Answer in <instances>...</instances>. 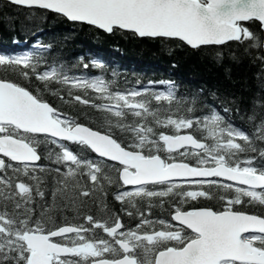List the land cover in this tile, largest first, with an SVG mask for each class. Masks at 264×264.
<instances>
[{
	"label": "trees",
	"instance_id": "1",
	"mask_svg": "<svg viewBox=\"0 0 264 264\" xmlns=\"http://www.w3.org/2000/svg\"><path fill=\"white\" fill-rule=\"evenodd\" d=\"M242 26L239 40L191 48L174 38L116 28L106 33L47 9L0 0V79L50 103L73 125L112 135L146 156L160 154L168 161L174 156L195 166L224 161L264 172V31L255 20ZM3 131L31 143L41 162L0 163V264L27 263V231L83 229L57 241L94 245L97 254L77 259L90 264L124 255L118 237L106 232L121 220L139 264H151L159 251L195 237L175 225L177 210L264 217V194L257 198L217 182L131 191L120 179L121 166L97 158L82 142H57L13 126ZM180 132L193 133L206 147L167 152L160 136Z\"/></svg>",
	"mask_w": 264,
	"mask_h": 264
},
{
	"label": "water",
	"instance_id": "2",
	"mask_svg": "<svg viewBox=\"0 0 264 264\" xmlns=\"http://www.w3.org/2000/svg\"><path fill=\"white\" fill-rule=\"evenodd\" d=\"M22 7H38L65 16L69 21L92 25L106 33L113 29L135 32L140 37H168L191 48L221 45L241 37L239 23L258 20L264 30V0H6ZM207 2V3H206ZM55 108L40 101L29 90L0 80V157L17 164L39 165L41 155L26 140L2 135L3 125L22 132L44 135L56 141L85 143L99 158L122 166L124 186L136 189L164 182L222 181L250 189H264V173L241 171L225 162L213 166H194L173 161L166 164L161 155L147 157L121 145L113 136L86 124L64 127ZM165 149L185 148L201 151L205 142L192 133H163L159 139ZM175 224L190 229L198 237L184 247L160 251L153 264H220L222 260L261 263L258 251L243 240L253 234L264 235V217L246 212H217L212 208L179 210ZM123 228L121 220L108 232ZM82 230L66 225L49 233L27 232L24 241L32 252L28 264H54L55 257L72 256L75 251L55 239ZM127 254L119 259H99L91 264H138L129 255L134 247L120 241ZM256 250V251H254Z\"/></svg>",
	"mask_w": 264,
	"mask_h": 264
},
{
	"label": "rangeland",
	"instance_id": "3",
	"mask_svg": "<svg viewBox=\"0 0 264 264\" xmlns=\"http://www.w3.org/2000/svg\"><path fill=\"white\" fill-rule=\"evenodd\" d=\"M60 120L62 121V122H65L66 120L65 119H62V118H60ZM182 124V123H181ZM68 127H70V126H68ZM171 158L172 159H174V156H171ZM245 170H247V171H251V172H254L253 171V169H251V168H246ZM125 232H121V233H119V236L121 237H127L126 239H127V241H130L131 243H133L131 240H132V238L128 235V234H124ZM173 233L175 234V233H179V231L178 230H174L173 231ZM118 238V241L119 240H121V239H123V238ZM156 237H158V238H160V236H156ZM156 237H151V241H154V239L156 238ZM157 238V239H158ZM246 240L247 241H251V240H253V238L252 237H249V238H246ZM134 244V243H133ZM80 246H77V248L80 250V253H79V255H81V256H83L84 255V253H85V257H87V256H90V255H93V254H97L98 253V249L94 246V245H92V244H87L86 243V245L84 244V243H82V244H79ZM108 247H112V245H108ZM106 249V248H105ZM78 250V251H79ZM84 257V258H85ZM72 260V259H71ZM80 260H76V262L77 263H79V264H82V261H80ZM64 264H70V263H64Z\"/></svg>",
	"mask_w": 264,
	"mask_h": 264
},
{
	"label": "flooded vegetation",
	"instance_id": "4",
	"mask_svg": "<svg viewBox=\"0 0 264 264\" xmlns=\"http://www.w3.org/2000/svg\"><path fill=\"white\" fill-rule=\"evenodd\" d=\"M236 189L239 190V191H246V190L241 189V188H236ZM254 240H255V242H254L255 246L257 248L261 249L264 252V236H256V237H254ZM223 264H239V263H236V262H224Z\"/></svg>",
	"mask_w": 264,
	"mask_h": 264
},
{
	"label": "bare ground",
	"instance_id": "5",
	"mask_svg": "<svg viewBox=\"0 0 264 264\" xmlns=\"http://www.w3.org/2000/svg\"><path fill=\"white\" fill-rule=\"evenodd\" d=\"M129 32H132V31H129ZM135 33V32H134ZM168 38V37H167ZM174 39H176V38H174ZM179 40V39H178ZM56 110V109H55ZM56 113L58 114V121L64 126V127H68V126H72L73 124L70 122V120H69V118H67V117H65L64 115H62V114H60V113H58L57 112V110H56ZM60 118H62V119H65L66 121L65 122H62L61 120H60ZM77 124H80V123H77ZM81 124H83V123H81ZM74 125H76V124H74ZM102 132V131H101ZM104 133V132H103ZM107 134V133H106ZM109 135V134H108ZM112 136V135H111ZM59 142H63L64 143V141H59ZM122 145V144H121ZM123 146V145H122ZM126 148V147H125ZM93 152V151H92ZM94 153V152H93ZM95 154V153H94ZM96 155V154H95ZM97 156V155H96ZM97 158H99L98 156H97ZM99 159H101V158H99ZM102 160H105V159H102ZM66 226V225H65ZM71 226H73V225H71ZM46 233H49V232H46ZM16 243V242H15ZM80 262V261H79ZM83 263V262H82Z\"/></svg>",
	"mask_w": 264,
	"mask_h": 264
}]
</instances>
